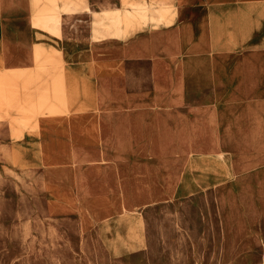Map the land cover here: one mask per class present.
I'll return each mask as SVG.
<instances>
[{
	"label": "crops",
	"instance_id": "0c3cea01",
	"mask_svg": "<svg viewBox=\"0 0 264 264\" xmlns=\"http://www.w3.org/2000/svg\"><path fill=\"white\" fill-rule=\"evenodd\" d=\"M228 23L248 32L226 48ZM0 95V157L48 159L22 166L49 217L110 258L149 247L157 207L263 204L264 0H0Z\"/></svg>",
	"mask_w": 264,
	"mask_h": 264
},
{
	"label": "rangeland",
	"instance_id": "374dc122",
	"mask_svg": "<svg viewBox=\"0 0 264 264\" xmlns=\"http://www.w3.org/2000/svg\"><path fill=\"white\" fill-rule=\"evenodd\" d=\"M166 16L161 22L167 21ZM227 25L229 48L248 31ZM150 148L162 152L170 143L152 142ZM47 160L0 157V264H264V191H255L263 204H257L252 190H241L237 196L221 192L225 206L214 205L212 192L157 207L151 213L153 227L154 219L162 215L163 225L149 232V247L110 258L98 251L95 241L81 238L75 215L49 217L42 168L22 166ZM48 175L46 171V179ZM54 176L66 179L64 172ZM53 192L63 197L58 189ZM68 200L73 206V200ZM93 208L98 211L99 206ZM220 209L227 218L225 236L221 235ZM246 217L256 218L251 236L243 221Z\"/></svg>",
	"mask_w": 264,
	"mask_h": 264
},
{
	"label": "bare ground",
	"instance_id": "6f19581e",
	"mask_svg": "<svg viewBox=\"0 0 264 264\" xmlns=\"http://www.w3.org/2000/svg\"><path fill=\"white\" fill-rule=\"evenodd\" d=\"M137 14V13H136ZM165 14L163 13V15L162 16H164ZM97 16V15H96ZM94 23V22H93ZM47 27V26H46ZM48 28H50L49 26H48ZM106 28V27H105Z\"/></svg>",
	"mask_w": 264,
	"mask_h": 264
}]
</instances>
